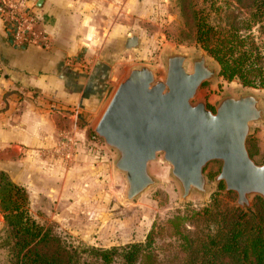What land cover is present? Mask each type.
<instances>
[{"label": "crops", "instance_id": "1", "mask_svg": "<svg viewBox=\"0 0 264 264\" xmlns=\"http://www.w3.org/2000/svg\"><path fill=\"white\" fill-rule=\"evenodd\" d=\"M22 1L49 46L13 48L0 19V172L27 192L29 212L52 204L72 210L77 202L68 205L66 196L83 185L73 180L97 168L103 158L101 148L91 155L97 138L89 130L109 89L126 77L121 55L109 50L117 47L114 40L101 43L94 33L129 27L115 16L129 13L132 0ZM62 133L78 142L71 163L46 155ZM63 216L50 214L48 220ZM3 227L0 212V235Z\"/></svg>", "mask_w": 264, "mask_h": 264}, {"label": "water", "instance_id": "2", "mask_svg": "<svg viewBox=\"0 0 264 264\" xmlns=\"http://www.w3.org/2000/svg\"><path fill=\"white\" fill-rule=\"evenodd\" d=\"M137 45L138 38L131 37L125 48ZM162 57L165 78L158 79L149 66L132 67L94 129L113 156V171L124 179V202L156 187L149 166L161 155L182 202L192 196L206 201L223 183L225 193L236 195L237 207L251 210L253 197L264 201V163L251 159L246 142L253 124L264 125V98L251 91L224 93L210 110L193 100L204 83L217 81L216 61L203 48L166 50ZM211 162L221 163L213 182L204 175Z\"/></svg>", "mask_w": 264, "mask_h": 264}, {"label": "trees", "instance_id": "3", "mask_svg": "<svg viewBox=\"0 0 264 264\" xmlns=\"http://www.w3.org/2000/svg\"><path fill=\"white\" fill-rule=\"evenodd\" d=\"M208 3L206 9L197 0H179L180 15L191 24L194 41L216 61L220 78L264 88V0ZM248 151L252 157L251 148ZM219 190H224L222 183ZM220 197L223 193L200 210L187 209L153 224L143 243L75 247L37 223L29 212L27 192L0 172L3 264H264V202L257 199L243 212ZM167 232L172 241L156 245Z\"/></svg>", "mask_w": 264, "mask_h": 264}, {"label": "rangeland", "instance_id": "4", "mask_svg": "<svg viewBox=\"0 0 264 264\" xmlns=\"http://www.w3.org/2000/svg\"><path fill=\"white\" fill-rule=\"evenodd\" d=\"M197 2L200 8H209L208 0H197ZM131 4L133 7L129 13L125 16H115V20L123 21L125 24H129V27L114 32L99 29L94 33L96 39L101 43L108 37H111L109 40H114L117 47L110 45L109 50L121 55L119 60L124 66L123 75L125 73L127 76L132 67L149 66L154 69L158 79H164L165 66L162 57L164 51L196 53L201 49L194 41L191 24L186 23L180 15L179 0H132ZM104 17L103 21L106 19V16ZM255 35L257 36L256 33ZM131 37L138 38V45L136 48L126 49L125 40ZM187 69L191 71L189 64ZM118 85L117 82L109 89L107 101L97 113L92 124L93 130L90 129L89 132L94 133V129ZM241 91H251L264 98V88H247L237 80L228 82L218 77L216 82L202 85L193 103L203 101L208 109L213 110L224 93L236 95ZM252 128L254 131L248 137L246 147L247 150L251 148V152H253V156H250L251 159L257 165H261L264 163V125L253 124ZM96 138L97 141L93 145L94 152L91 155L101 148L100 156L103 155V158L100 159L101 163H99L101 165L83 171L82 175L76 177L73 181L83 184L82 190L76 191L74 195L70 194L69 197L66 196L68 205L77 202V206L71 210L67 205L57 207L52 204L46 207H35L34 214L30 212L37 223L51 227L54 233L75 247L110 248L143 243L153 224L163 223L187 209L200 210L207 206L214 196L222 193L223 197L220 198L223 203L236 206V195L232 192L231 198L225 197L224 194L227 193L224 190L220 191V186L209 195L206 201L198 196H192L186 202H182L179 188L170 177V166L162 161L161 155L155 163L149 166L150 173L158 180L156 187L137 201L130 204L125 203L123 200L124 179L113 171L112 154L108 152L103 141L97 136ZM96 159L98 157H95ZM220 169V162H211L206 166L204 175L210 182H213L220 173ZM257 199L261 198L253 197L251 199V209ZM55 213L64 216L60 221L48 220L49 215ZM66 215L72 217H66ZM189 228L194 230L193 225ZM1 234L0 242L2 243L4 227ZM169 241L172 239L168 232L163 233L157 239L156 245H164ZM5 258L6 252L2 251L0 264L5 262Z\"/></svg>", "mask_w": 264, "mask_h": 264}, {"label": "built area", "instance_id": "5", "mask_svg": "<svg viewBox=\"0 0 264 264\" xmlns=\"http://www.w3.org/2000/svg\"><path fill=\"white\" fill-rule=\"evenodd\" d=\"M0 19L5 23L8 41L13 48L23 49L31 45L40 48L49 46L48 36L35 29L36 16L22 0H0ZM77 144L72 135L62 133L59 142L50 150H46V155L61 162L71 163Z\"/></svg>", "mask_w": 264, "mask_h": 264}]
</instances>
